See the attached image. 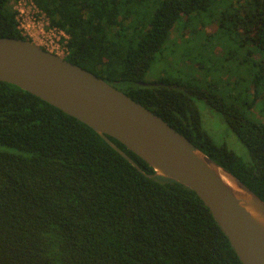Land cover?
Wrapping results in <instances>:
<instances>
[{
  "label": "trees",
  "instance_id": "1",
  "mask_svg": "<svg viewBox=\"0 0 264 264\" xmlns=\"http://www.w3.org/2000/svg\"><path fill=\"white\" fill-rule=\"evenodd\" d=\"M14 1L0 0V37L27 38ZM34 1L69 35V61L157 113L264 200V118L220 106L246 160L205 130L194 101L203 94L180 79L145 78L159 53L165 60L173 28L214 8L218 30L231 28L260 57L244 104L262 115L264 0ZM109 138L142 171L86 123L0 80V145L17 149L0 147V264H243L193 189L148 176L142 157Z\"/></svg>",
  "mask_w": 264,
  "mask_h": 264
},
{
  "label": "water",
  "instance_id": "2",
  "mask_svg": "<svg viewBox=\"0 0 264 264\" xmlns=\"http://www.w3.org/2000/svg\"><path fill=\"white\" fill-rule=\"evenodd\" d=\"M0 80L95 129L141 171L112 136L164 176L193 189L243 264H264V200L157 113L93 71L27 38L0 37ZM143 85L157 84L140 82Z\"/></svg>",
  "mask_w": 264,
  "mask_h": 264
},
{
  "label": "rangeland",
  "instance_id": "3",
  "mask_svg": "<svg viewBox=\"0 0 264 264\" xmlns=\"http://www.w3.org/2000/svg\"><path fill=\"white\" fill-rule=\"evenodd\" d=\"M219 18L222 17L212 8L198 15L187 29L173 28L171 40L164 48L165 60H160L159 53L145 78L180 79L192 90L203 94L202 97H195L194 101L205 130L248 160V148L230 127L220 106L242 116L257 120V116L264 118V94L256 101V110L261 111L263 116L254 111L252 104L250 108L244 104V101L252 103V80L262 62L259 56L253 54V44L241 43V38L231 28L227 30L223 23L222 29L218 30ZM0 147L17 151L4 145Z\"/></svg>",
  "mask_w": 264,
  "mask_h": 264
},
{
  "label": "built area",
  "instance_id": "4",
  "mask_svg": "<svg viewBox=\"0 0 264 264\" xmlns=\"http://www.w3.org/2000/svg\"><path fill=\"white\" fill-rule=\"evenodd\" d=\"M13 7L18 12V28L27 39L63 57L69 54L66 44L69 35L52 25L46 12L34 0H15Z\"/></svg>",
  "mask_w": 264,
  "mask_h": 264
}]
</instances>
